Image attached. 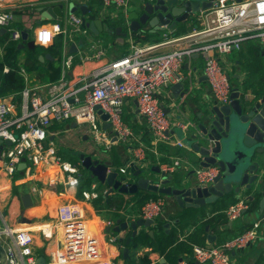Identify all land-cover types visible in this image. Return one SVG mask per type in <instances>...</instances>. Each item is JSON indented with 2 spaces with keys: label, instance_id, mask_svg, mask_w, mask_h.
Masks as SVG:
<instances>
[{
  "label": "built area",
  "instance_id": "1",
  "mask_svg": "<svg viewBox=\"0 0 264 264\" xmlns=\"http://www.w3.org/2000/svg\"><path fill=\"white\" fill-rule=\"evenodd\" d=\"M10 1L12 0H0V27L5 28L9 34L8 41L18 42L22 39V31L14 26L15 15L6 7ZM132 1L102 0V13L117 20L124 17L129 25L128 15ZM137 1L144 4L156 0ZM196 16V22L201 28L176 39L188 41L185 46L167 52H156L159 46L171 40L156 45L132 43V50L126 56L105 63L90 74L78 78H70L68 74L73 69L78 54V51L70 52L71 44L76 43L79 50V42L90 34L89 28L83 26L82 16L75 13L68 15L64 27L58 21L41 25L34 38L38 45L48 47L58 34L65 35L62 76L56 83L34 85L29 82L26 70L21 68L25 86L20 93L19 107L11 97H0V139L11 141V145L3 143L0 153L1 165L7 174L13 177L19 171L18 165L25 162L27 166L22 170L25 179H32L46 171L53 180L63 174L67 186H77L82 176L81 161L75 164L65 160L57 154L52 143H46L50 138L51 124L63 121L87 123L90 125L87 133L97 145L110 149L114 142L112 139L116 136V141L125 142L132 148L136 135L124 118L127 98L137 101L138 111L145 117L156 141H171V131L177 128L187 131L189 123L169 115L161 97L166 92V97L172 100L170 106L177 107L172 86L178 82L185 83L182 68L186 59H191L194 54L203 57V72L210 84L212 101L229 103L234 84L230 82L222 60L225 55L241 50L250 40H258L264 44V0H214L212 7ZM102 55L103 51L95 43L90 44L89 50L80 53L78 58L84 62ZM4 70L9 71V68ZM187 88L188 91L189 87ZM98 104L109 115L111 133L103 128L104 121L95 110ZM176 144L185 146L182 140ZM133 153L137 159L133 161V165L145 157L142 146L136 147ZM188 164L187 156L183 155L165 166L163 171L173 173L181 168H189ZM190 167L194 170L193 176L198 183L205 187L214 181L220 171L217 166L192 164ZM120 172L126 173L127 170L121 168ZM33 191L42 193L38 186L33 187ZM98 196L97 191H83L85 201ZM165 205L166 201L162 197L150 199L142 206L141 217L156 220L163 214ZM250 208V200L241 198L232 203L225 213L230 220H234ZM112 224L113 222L108 221L109 226ZM261 225L262 221H257L219 245H194V260L203 264H235L232 253L261 238ZM40 231L47 239L61 232L60 259L63 262L88 261L102 256L99 238L90 219L85 216L82 200L61 204L57 223L40 226ZM110 240L114 242L117 237L112 236ZM33 244V230L30 228L7 227L0 231V248L7 255L5 264H38ZM175 264L190 262L182 260Z\"/></svg>",
  "mask_w": 264,
  "mask_h": 264
},
{
  "label": "crops",
  "instance_id": "2",
  "mask_svg": "<svg viewBox=\"0 0 264 264\" xmlns=\"http://www.w3.org/2000/svg\"><path fill=\"white\" fill-rule=\"evenodd\" d=\"M61 1H67L66 5H69L72 2L86 4L88 0H70L72 2H68V0H12L7 3L6 7L15 15L14 26L21 31L28 28L30 30L29 35H32V37L35 38L37 29L43 25V23L37 24V21L41 17L38 8L59 4ZM93 11L97 12L98 18L103 20L104 31L100 33L98 38L95 34H89L84 38L83 44L79 45L78 54L76 53V63L68 74L70 78H78L82 75H88L101 65L123 57L132 50V43L139 45H156L171 40L169 43L159 46L156 52H167L178 47H183L188 41L186 42L176 39H179L198 28V23L195 21L196 23H181L173 31L166 29L164 31L152 32L149 28L145 30L142 35H138L137 33V35H135L130 32L127 37H123L116 32H107L105 29L109 28L108 19H110L117 22L118 25L116 28L123 26L122 31L129 32V25L124 17H121L119 20L112 19L109 15H106L105 12L103 14V10L99 6L94 7ZM75 14L82 16L79 11ZM68 15H70V13L66 12L65 17L67 18ZM197 16L195 17V20ZM184 28H186V30H182ZM3 33L7 32L0 27V34ZM105 37L109 39L108 44L104 41ZM95 43L98 45V49L103 51V55L100 58L90 61H81L78 58L79 54L88 51L90 44ZM21 44L19 46L22 48L24 44L23 46H21ZM236 51H239L238 59L235 61H229L224 57L222 65L225 68L226 73L230 76V82L232 84L243 85L244 88L248 89L249 92L253 94L256 90L264 86V44L258 40H250L244 44L241 50ZM0 54H4V44L1 43V41ZM24 58L25 54L23 53L20 57V61L23 62ZM53 60H55V58ZM203 66L204 60L200 54H194L191 59H186L182 70L186 77L184 81L185 86L189 87V90L187 92L183 90L179 97H175L173 94L174 99L181 100L180 103H177V107L164 103L168 110V114L189 123V129L187 131L183 130L185 137H179L175 130V132L171 134V141H156L153 138V133L148 127L145 117L138 111L137 101L133 98H127L124 105V118L136 135V141L133 142L132 148L125 142L114 141L110 149L116 147L120 152V154H118L120 157L117 158L114 157L115 155H111L112 157L110 159L107 155L108 159L107 157H101L104 159L102 161H108L119 172L121 168H125L127 172L120 173L121 175L128 176V181L131 182L137 181L141 176H146L157 182L156 179H158V174L152 171V167L159 166L161 170H164L165 166L172 164L177 157H181L182 153L186 156L189 155L191 162H193L192 157H196L197 155L193 150L188 148L186 143L187 136L191 130V124H194L198 120L201 112L205 111L209 104H214L211 97L210 84L203 72ZM229 72H232V74ZM27 74L28 80L31 84H45L36 81V76L32 77L29 73ZM195 89H197V94L192 95V92ZM8 97H11L13 102L19 107L21 101L20 95L17 97L10 95ZM67 122H69V124L66 125ZM74 122L75 121H63L51 124L49 128V143H52L54 148L56 143L54 139L57 138L59 141L60 133H65L67 135L69 133V135H71V132L74 135L80 133V136L84 135V139H89V137L92 138L87 131H76L75 129H77L79 124L74 126ZM179 140L184 142V147H180L176 144ZM138 146H142L145 149V157L141 161L135 162L137 168L133 169V167H131L133 161L137 160L134 156L133 150ZM147 149H150L153 154L149 159H147ZM57 154L60 155L58 152ZM93 157L96 158L99 156L93 155ZM153 157L157 160V163L155 164L152 162ZM1 164L0 161V231H4L7 227L13 229L30 228L33 230V251L38 259V264H140L144 256H148L152 264H171L168 262L165 255L153 251L152 247L148 245L151 240H154L157 236H161L165 233L166 235H170L172 233L173 238L178 242L188 241L191 246H213L219 245L225 239L243 232L257 221H262L260 228L262 237L252 245L236 250L232 254L234 256L235 264H264V221L256 215L253 205L239 218L234 220H230L225 213L226 209L232 203L241 198L247 197V192L241 194L239 198H235V196H231L228 199L221 198L217 202L197 209H181L172 196L168 197L165 194L159 195L158 197H162L166 201L163 214L160 216L161 221L163 225L170 223V226L167 228H164L163 226L162 231L158 230V217L155 220V224L150 227H139L138 229V235L148 234L150 239L147 238L133 244H126L124 241L120 246L119 234L107 232L106 230L107 227H109L108 221L113 222L111 227H115L117 226L118 219H121L122 221H132L140 218V204L143 202V199L148 196L146 193L148 190H145L146 192L140 195H135L136 193L124 194L118 191L106 195V192L109 189L107 185L101 184L96 178H93L92 181H88V177L85 179L83 173L79 184L74 187L67 186L64 183L65 178L63 174H59L58 179L53 180L48 176L46 171L35 175L32 179H25L24 172L19 170L21 176L15 178L16 173L13 177L9 176ZM188 166L189 168L187 169L181 168L168 174L173 175L174 180L175 178H188L193 175L191 173V165L188 164ZM143 169H148L152 171V173H141L139 176L131 174V172L138 170L142 171ZM35 186L40 187L42 193L34 192L33 187ZM86 190L97 191L99 192V196H101L85 201L83 191ZM26 194H31L33 201L31 207H26L24 205L23 197ZM76 199L82 200L84 203L85 216L90 219L94 226V231L97 233L101 244L102 256L98 259L88 261L63 262L60 259L61 232L59 231V233L57 232L58 234L53 238L47 239L40 231V226L48 223L51 225L57 223L59 206ZM184 211L192 213L194 219L189 220L188 218H185V216L182 215ZM209 219H211L210 223L207 224L209 225V233L215 235V239L212 237V241L208 238L209 233L206 232V227L202 234H197L198 229ZM150 231H153V234H150ZM131 234L132 230L126 231L125 239L130 237ZM112 236H116L117 240L112 242L110 240ZM195 240H198V242ZM126 247L131 248L129 258H124L123 249ZM182 260H187L190 264H203L194 260L193 253L182 252L177 263Z\"/></svg>",
  "mask_w": 264,
  "mask_h": 264
},
{
  "label": "water",
  "instance_id": "3",
  "mask_svg": "<svg viewBox=\"0 0 264 264\" xmlns=\"http://www.w3.org/2000/svg\"><path fill=\"white\" fill-rule=\"evenodd\" d=\"M213 2L214 0L146 2L138 9L129 12V32L122 31L123 26L105 30L110 33L116 32L123 37H127L130 32L142 35L149 28L152 32L166 29L173 31L181 23H194L196 14L212 7ZM38 11L41 17L37 24H42L45 20L60 21L65 17L66 12L74 14L79 11L84 27L89 28L95 35H100L104 31L102 19L88 20L90 9L86 4L72 2L67 6L59 3L39 7ZM3 30L6 31L5 28ZM29 34L28 28L23 29L22 40L27 41ZM79 43L83 44V41ZM77 51L76 43H72L70 52ZM47 59L53 60L54 57L50 53L40 55L41 61ZM228 77L230 79L229 75ZM187 89L183 82L172 86L175 97H179L180 93L183 90L186 92ZM95 110L104 121L103 128L111 133L112 123L108 121L109 115L103 112L99 104L95 106ZM165 111L168 112L167 108ZM76 125L78 123L74 122V126ZM191 125L186 143L197 156L192 157L193 162L190 156H187L189 165L217 166L220 169L209 186L199 184L193 175L174 180L173 175L167 174L159 166L152 167V171L158 174V179H156L158 183L146 176H141L137 181L131 182L128 181V176L121 175L108 161H102L84 153L80 155L81 164L98 182L109 187L106 195L115 191L135 194L139 190H148L172 196L181 209L206 207L221 198L228 199L231 196L239 198L241 194L247 192L248 195L245 198L253 203L254 212L264 221V86L252 94L243 85L234 84L229 103L209 104L205 111L201 112L198 120ZM112 140L116 141L117 137H113ZM3 143L11 145L10 140L0 139V153ZM26 166L25 162H21L18 169L22 171ZM131 167L137 168L136 165ZM141 173V170L131 172L134 176H139ZM191 173H194L193 169ZM23 202L26 207H31L33 205L31 194H26ZM153 224H155L154 219L143 217L132 221L118 219L117 226H109L106 230L119 234V245L121 246L124 241L129 244L136 238L139 227H150ZM169 226L170 223L164 224V228ZM129 230H132V234L125 239L126 231ZM206 232L209 233V225L206 226ZM150 234H153V231H150ZM212 237L215 239V235L209 233L208 238L211 241ZM130 251L129 247L123 249L124 258L130 257ZM6 261V252L0 248V264H5Z\"/></svg>",
  "mask_w": 264,
  "mask_h": 264
},
{
  "label": "trees",
  "instance_id": "4",
  "mask_svg": "<svg viewBox=\"0 0 264 264\" xmlns=\"http://www.w3.org/2000/svg\"><path fill=\"white\" fill-rule=\"evenodd\" d=\"M68 2L72 1L68 0ZM61 3L66 4L67 1H61ZM86 5L89 7V9H91L88 14V20L98 19V13L94 12L93 8L97 6L102 8V0H88L86 2ZM108 20L110 21H108L109 28L116 29V26L118 25L117 22L110 19ZM49 22L51 21L45 20L43 24H47ZM58 22L64 27L66 25V17ZM182 30H186V28ZM90 34L94 33L90 31ZM134 34L137 35L136 33ZM96 37L98 38L99 35H96ZM8 40V33L0 34V41L4 44V54H0V97H8L10 95H14L15 97H17L20 95L23 87L25 86V79L20 73L21 68H24L27 73L32 75V77L36 76V81L41 83L50 84L56 83L60 80L62 76L63 49L65 45V35L63 33L58 34L55 37L53 44L48 47L36 44L32 35L29 36L27 41H23L21 39L20 42H12ZM21 43L24 44L22 48L19 46ZM23 53L25 54V58L23 62H21L20 57ZM46 53H50L55 58V60L47 59L45 61H41L40 55H44ZM126 55L127 54H125L124 56ZM6 66L9 67V71L4 70ZM151 156H153L151 150L147 149V159H149ZM152 162L153 164L157 163L155 157H153ZM93 178L94 177L89 174L88 181H92ZM144 192L146 191L139 190L135 195H140ZM146 193L148 194V196H146L143 199V202L140 204L141 208L148 200L155 199L159 195H164L152 191H148ZM250 203L252 206L253 203L251 201ZM182 215H184L185 218H188L189 220L194 219L192 213H190L189 211H184ZM158 220V230L162 231L164 225L160 217L158 218ZM210 221L211 219L206 221L198 229V235L204 232L206 225L209 224ZM147 238L150 239V236L148 234H139L129 244L138 243L139 241H143ZM195 241L198 242V240ZM148 245L152 247L153 251L158 252L161 255H165L168 262H170L171 264L177 263L182 252L193 253V245L191 246L190 242H178L173 238L172 233L170 235H166V233L162 234L161 236L159 235L154 240H151ZM140 264L152 263L148 256H144Z\"/></svg>",
  "mask_w": 264,
  "mask_h": 264
},
{
  "label": "rangeland",
  "instance_id": "5",
  "mask_svg": "<svg viewBox=\"0 0 264 264\" xmlns=\"http://www.w3.org/2000/svg\"><path fill=\"white\" fill-rule=\"evenodd\" d=\"M143 4L142 1H137V0H133L132 1V8L131 10H135L137 8H139L141 5ZM198 28L200 29L201 27L199 25H197ZM193 31V30H192ZM191 31V32H192ZM105 43L108 44L109 39L107 37L104 38ZM105 44V46H106ZM225 58H227L229 61H235L236 59H238L239 57V51H233L232 53L225 55ZM227 64V62H226ZM230 74H232V72H229ZM194 94H197V89H195L193 92ZM191 95V96H192ZM162 98V102L169 105L170 103H172L171 98H167L166 97V92L164 93V96L161 97ZM174 102L180 103L181 100L180 99H174ZM184 106V105H183ZM182 106V108H183ZM69 124V122L66 123V125ZM90 128V125L85 123V124H79V126L77 127V129H75L78 132L81 131H88ZM176 132L178 134L179 137L183 138L185 137V133L181 128H177ZM64 134V135H63ZM70 134V133H69ZM68 134V135H69ZM65 133H60V137H59V141L57 138H55V150L60 153V156L64 159L70 160V162L72 163H78L80 162V155L82 153L86 154V155H98L99 158L101 160H104L102 158L107 157V155L109 156V158L111 159V155H115L114 157L119 158L120 156L118 154H120V152L117 150V148H113V149H105L99 145H97L94 140L92 138L89 137V139H84V135L80 136V133H77V135L72 134L71 135H67ZM50 140L46 141V143H48ZM119 142V141H118ZM183 155V153H182ZM181 155V156H182ZM102 157V158H101ZM108 159V157H107ZM81 171L85 177V179H87L86 177L89 176V172L87 169H85L82 165H81ZM149 172L152 173V171L148 170V169H143L142 170V174H148ZM19 176H21V173L19 171L16 172L15 178H18ZM168 196V195H167ZM169 197V196H168Z\"/></svg>",
  "mask_w": 264,
  "mask_h": 264
},
{
  "label": "snow or ice",
  "instance_id": "6",
  "mask_svg": "<svg viewBox=\"0 0 264 264\" xmlns=\"http://www.w3.org/2000/svg\"><path fill=\"white\" fill-rule=\"evenodd\" d=\"M46 35V34H45Z\"/></svg>",
  "mask_w": 264,
  "mask_h": 264
}]
</instances>
